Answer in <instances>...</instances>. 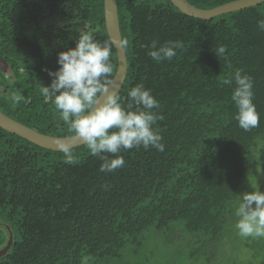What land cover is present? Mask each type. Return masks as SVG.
I'll return each instance as SVG.
<instances>
[{"label": "trees", "instance_id": "16d2710c", "mask_svg": "<svg viewBox=\"0 0 264 264\" xmlns=\"http://www.w3.org/2000/svg\"><path fill=\"white\" fill-rule=\"evenodd\" d=\"M116 6L127 73L86 142L0 127V264H264V0ZM0 60V111L74 135L117 67L103 0H0Z\"/></svg>", "mask_w": 264, "mask_h": 264}, {"label": "water", "instance_id": "95a60500", "mask_svg": "<svg viewBox=\"0 0 264 264\" xmlns=\"http://www.w3.org/2000/svg\"><path fill=\"white\" fill-rule=\"evenodd\" d=\"M179 11L182 13L200 18L210 19L216 15L236 11L239 9L255 6L263 0H233L223 3L210 9H200L193 6L187 0H169ZM104 22L109 40L115 50L117 67L116 71L107 83L105 88L98 95L92 104L83 127L74 135L66 137H57L39 133L31 127H28L0 111V127L10 133L16 134L38 146L62 151L72 147H76L86 142L89 134L93 128L94 120L99 115L105 105L116 95L119 91L126 73H127V60L126 53L123 48L122 38L119 29L118 15L116 0H103ZM2 60H0V66ZM8 228V227H7ZM9 230V228H8ZM12 242V233L9 231L8 240L6 244L0 248V256L3 255L10 247Z\"/></svg>", "mask_w": 264, "mask_h": 264}, {"label": "rangeland", "instance_id": "374dc122", "mask_svg": "<svg viewBox=\"0 0 264 264\" xmlns=\"http://www.w3.org/2000/svg\"><path fill=\"white\" fill-rule=\"evenodd\" d=\"M263 190H264V188H263ZM261 191H262V189L259 188L258 190L255 191V193L252 195V197H254V195H257ZM250 206H251L252 213H255L256 209H258V206L254 203H250ZM244 218H246V216ZM241 225H242L244 231H246V232H247V230L249 231V225H248L247 221H245L244 223L241 222ZM223 262H225V260H223L221 263H223ZM170 264H174V263L171 262ZM193 264H195V263H193Z\"/></svg>", "mask_w": 264, "mask_h": 264}]
</instances>
